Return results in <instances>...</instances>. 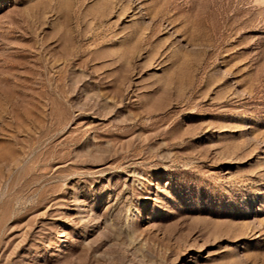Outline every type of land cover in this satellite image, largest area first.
Returning a JSON list of instances; mask_svg holds the SVG:
<instances>
[{
  "label": "rangeland",
  "instance_id": "1",
  "mask_svg": "<svg viewBox=\"0 0 264 264\" xmlns=\"http://www.w3.org/2000/svg\"><path fill=\"white\" fill-rule=\"evenodd\" d=\"M0 264H264V0H0Z\"/></svg>",
  "mask_w": 264,
  "mask_h": 264
}]
</instances>
